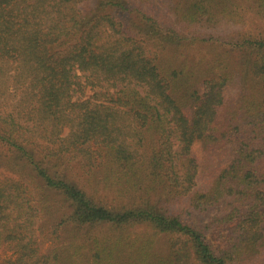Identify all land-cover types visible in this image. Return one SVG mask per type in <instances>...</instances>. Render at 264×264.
<instances>
[{"label": "trees", "instance_id": "1", "mask_svg": "<svg viewBox=\"0 0 264 264\" xmlns=\"http://www.w3.org/2000/svg\"><path fill=\"white\" fill-rule=\"evenodd\" d=\"M248 16L264 0H0L8 264H264V34L214 31Z\"/></svg>", "mask_w": 264, "mask_h": 264}, {"label": "rangeland", "instance_id": "2", "mask_svg": "<svg viewBox=\"0 0 264 264\" xmlns=\"http://www.w3.org/2000/svg\"><path fill=\"white\" fill-rule=\"evenodd\" d=\"M214 31H215V33L219 34V36H223V37H226L227 35H232L234 37V36L241 35L245 32L263 33L264 34V18H255L252 16H248V18H246V20L242 23H239V24H226V23H224ZM193 150L199 156L202 153V148H200V146H198V144L194 146ZM68 175L72 179H74L76 181V183L79 186H81V188L84 189L86 191V193L88 195H90L91 197H95V199L100 200L101 202H104L105 204H108V205L117 204L116 200H115V196L113 195L111 190L107 191V190L103 189L101 186H98V188H93L92 186H89L86 184L84 186L80 182L81 179L77 178L75 176V174L73 173V171H68ZM201 220L203 223L206 222L207 221V215L202 216ZM208 239L211 241V243L215 247L219 246V244H220L219 241H217L216 237L213 236L212 234L208 236ZM38 240H39V242L42 243L41 244L42 251L47 250L51 241L50 240H44L43 238H40ZM163 252H164V249H163ZM12 257H14V254L10 248H6V247L0 248V264H8L7 259H10Z\"/></svg>", "mask_w": 264, "mask_h": 264}]
</instances>
